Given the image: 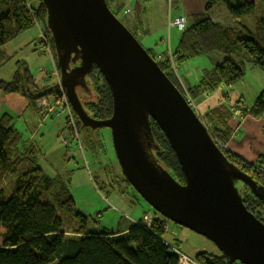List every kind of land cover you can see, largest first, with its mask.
<instances>
[{
    "label": "trees",
    "instance_id": "16d2710c",
    "mask_svg": "<svg viewBox=\"0 0 264 264\" xmlns=\"http://www.w3.org/2000/svg\"><path fill=\"white\" fill-rule=\"evenodd\" d=\"M38 1V5H33L28 0H0V66L9 59L2 48L37 24L41 26L56 62L54 44L46 25V8L41 0ZM255 1L264 6V0ZM105 2L110 9L109 1ZM245 3L246 0H206L201 13L186 19L187 24L173 52L169 49L157 53L146 50L185 100L174 68L189 59L219 55L215 57L216 64L211 69L202 71L196 85L186 86L185 90L192 100L212 93L221 85L232 88L243 78L247 62L264 71V19L258 17L253 29L241 24V21L249 18V15H241ZM218 5L226 7L229 16L237 22L236 26H224L209 18L208 12ZM250 5L253 6L252 3ZM111 10L113 14L118 12L116 9ZM249 46L252 54L249 53ZM85 80L89 82L96 99L87 102L86 109L83 106L84 110L96 120L108 119L112 114L111 93L96 66H93ZM33 84L28 69L23 63L17 62L12 80L0 79V93L20 94L32 109L37 110L38 100L53 90H35ZM243 113L254 119L262 117L264 87L252 107L240 111V115ZM74 117L78 133L81 128L89 133L93 131L81 127L75 114ZM13 120L8 114L0 117V180L8 177L13 182L9 195L0 187V228L3 230L0 236V264H179L176 255L170 251L171 245L162 239V227L167 225L160 215L153 214L149 226L141 219L130 224L125 231L87 232L86 219L76 211L69 184L62 176H46L37 167L36 150L26 148L22 134L14 128ZM148 130L153 142V149L148 151L151 159L183 184L184 177L176 156L164 134L151 119ZM211 130L226 161L249 176L257 186H261L260 169L264 166V154L249 162L241 155L223 148L230 140L225 131L218 127H212ZM123 181L130 186L124 178ZM237 185L235 187L246 209L264 224V203L253 197L242 184H239L240 190ZM57 211L66 212L77 219V226H71L72 232L62 230L63 222ZM194 260L197 264H228L222 254L216 257L199 253Z\"/></svg>",
    "mask_w": 264,
    "mask_h": 264
},
{
    "label": "water",
    "instance_id": "95a60500",
    "mask_svg": "<svg viewBox=\"0 0 264 264\" xmlns=\"http://www.w3.org/2000/svg\"><path fill=\"white\" fill-rule=\"evenodd\" d=\"M41 1L60 76L51 90L64 92L81 127L110 130L133 190L165 220L211 241L228 264H264V224L246 209L235 184L263 203L264 189L226 161L198 115L105 0ZM93 66L111 93L112 114L105 120L91 118L76 94ZM150 119L174 152L183 184L151 159Z\"/></svg>",
    "mask_w": 264,
    "mask_h": 264
},
{
    "label": "rangeland",
    "instance_id": "374dc122",
    "mask_svg": "<svg viewBox=\"0 0 264 264\" xmlns=\"http://www.w3.org/2000/svg\"><path fill=\"white\" fill-rule=\"evenodd\" d=\"M108 1L111 9L116 3L119 4L120 7L116 8L114 6L118 11L114 15L134 36L142 48L145 50L151 49L153 53L165 49L174 51L181 31L177 28L168 27V20L174 21V14L177 11L174 7L169 8L165 0ZM246 1H250L253 6L245 3V7L241 9V15L244 17L249 15V18L240 23L253 29L259 18L264 19V6L258 4L255 0ZM28 2L38 5L39 1L28 0ZM125 8L129 9L128 13H124ZM202 11L197 12V14ZM208 16L213 22H219L224 26L233 27L237 23L229 16L224 5L213 7L208 12ZM139 25L141 26L139 27ZM38 27L41 29V26L37 24V26L20 34L2 48L9 59L0 66L1 80L11 81L16 71V63L21 62L32 75L35 90L44 89L47 91L54 88L58 83L54 63L46 53H43L39 46L40 33ZM161 38L165 41L162 44ZM249 47V53L252 54V49ZM217 56L219 55L198 56L175 66L177 82L185 98L188 99L187 101H190L188 105L201 119L217 146L218 144L211 134V129L214 126L209 125L206 113H219L222 117L228 119L227 122L230 128L239 130L235 139L240 144L238 148H242L243 142L247 144L244 146L248 147L249 141L246 140L245 136L264 138V113L262 117L257 119L244 113L240 115V111L252 107L264 87V71L261 68L246 61L243 78L232 88L221 85L212 93L194 100L190 99L185 90L186 84L187 86H193L198 82L202 70L212 68L216 64L214 62H216L215 59L217 58L215 57ZM76 94L84 108L86 104L90 103L89 101L93 102L96 99L94 91L91 90L89 82L86 83V80L84 88H76ZM51 96L54 95L50 93L45 97L51 100ZM41 112L39 111L40 115ZM4 113L14 118V128L22 134L26 148L36 150L37 167L46 176H62L69 184V191L76 211L86 219L87 232H117L132 223H136L141 219L144 220L145 216H153V209L131 186L123 181L124 177L113 150L109 129L101 128L89 133L86 129L81 128L77 135L80 140V145H78L69 130L64 127L65 114L59 112V110L47 117H40L37 110H26L19 117L18 114L7 110L0 100V116ZM233 114L234 117L232 118L231 115ZM238 123L240 124L237 125ZM230 140H233L232 137H230ZM89 143L94 148H91ZM228 144L223 148L229 150L230 143ZM235 146L231 142V147L235 148ZM150 149H153V146ZM219 149L221 150L220 147ZM258 151L253 150L254 155L250 158L252 162L257 159ZM243 156L247 159L246 155ZM12 184L11 178L5 177L0 180V187L4 188L7 195L12 190ZM239 184L241 183H238L237 188L240 190L241 186ZM57 213L63 222L62 230L72 232L71 226H77V219L66 214V212L57 211ZM166 225V231L162 227L164 232L163 241L167 245L180 249L190 259L194 260L195 255L199 253L211 254L216 257L221 256L215 245L206 238L168 220H166ZM1 234H3V230L0 228V236ZM1 242L0 238V244Z\"/></svg>",
    "mask_w": 264,
    "mask_h": 264
},
{
    "label": "crops",
    "instance_id": "0c3cea01",
    "mask_svg": "<svg viewBox=\"0 0 264 264\" xmlns=\"http://www.w3.org/2000/svg\"><path fill=\"white\" fill-rule=\"evenodd\" d=\"M144 1H149V0H144ZM205 2H206V0H171V1L165 0V3H168V5L171 4V7H174V9L177 11L174 14V18H173L174 20L179 19V18H183L186 20L191 15L197 14V12L203 10ZM246 4H250V1L249 2L246 1ZM170 18H171V16H170ZM164 42L165 41L162 40V38H161V44ZM205 69L208 70L211 68H205ZM202 71H201V73H202ZM186 86H187V84H186ZM204 95H202V96H204ZM0 100L2 102V105L7 110H9L11 113L18 114L19 117L21 115H23L26 112V110H30V111L32 110V108L28 104V101L24 97H22L20 94H17V93H14V94H2V93H0ZM240 101H239V103H240ZM4 114H7V113H4ZM211 114L206 113L207 120L209 121L208 122L209 125L211 124V126L220 128L221 130L225 131L229 137H232L233 140H229L230 147H228V148L230 151H232L236 154L241 153L239 155H241L242 157H244L243 155H246L247 160L249 162H252L250 158L254 155L253 150H259L257 157L261 154H264V138H252V137L245 136L246 140L249 141V143H248L249 146L248 147L244 146L246 143L243 142L242 148L241 147L238 148V146H240V144H238V141L235 139L237 138V134L239 133V130L236 128L231 129L228 122H227L228 119L222 117L219 113H212L211 112ZM231 116L233 118L234 114ZM244 119H246V118H244ZM239 124L240 123H238L237 125H239ZM231 142L236 145L235 148L231 147ZM260 151H261V153H260ZM129 226L125 227L123 230L125 231L127 228H129Z\"/></svg>",
    "mask_w": 264,
    "mask_h": 264
},
{
    "label": "built area",
    "instance_id": "2783aa9c",
    "mask_svg": "<svg viewBox=\"0 0 264 264\" xmlns=\"http://www.w3.org/2000/svg\"><path fill=\"white\" fill-rule=\"evenodd\" d=\"M169 1H171V0H169ZM168 27H177L178 30L183 31L185 28V21L183 19H175L174 21L169 19L168 20ZM38 29H39V33H40L39 39L41 40L42 47L44 48V52L49 56L51 61L54 63L52 52H51L49 44L45 38V35L43 34V32L41 31V29L39 27H38ZM55 73H57V71ZM57 82H58L57 84L60 83V76L58 73H57ZM58 97H59V100H58ZM187 100L188 99L186 98V102L188 104H190V101H187ZM36 109H37V113H39V111H42L41 115L39 113L40 117H47L48 115L52 114L53 112H56V110H59V112H63L65 114V120H64L65 126L64 127L69 130V132L73 136V139L77 141L78 145H80V140H79V137L77 136L78 130H77V125H76L74 113L72 112V109L70 108V106L68 104L67 97L65 94H61V93L54 94V96H51V100L48 99L47 97L40 98L38 100V102L36 103ZM217 144L219 146V143H217ZM226 150H228V149H226ZM260 173L262 176L261 187L264 189V166L260 169ZM148 218L149 217L146 216V217H144V220H143V223L146 226L150 225V221L147 220ZM164 229L166 231L167 227L164 226ZM170 251L178 257V263L179 264H196V262L192 258L190 259V257H188L184 253H182L180 251V249H177V248H174L173 246H171Z\"/></svg>",
    "mask_w": 264,
    "mask_h": 264
},
{
    "label": "bare ground",
    "instance_id": "6f19581e",
    "mask_svg": "<svg viewBox=\"0 0 264 264\" xmlns=\"http://www.w3.org/2000/svg\"><path fill=\"white\" fill-rule=\"evenodd\" d=\"M118 7H120L119 5H118ZM171 7V4H169V8ZM117 8V7H116ZM111 9V8H110ZM109 9V10H110ZM115 8L113 7V10H114ZM111 11V10H110ZM129 12V9H127V8H125V10H124V13H128ZM179 19H183V18H179ZM184 21H185V26H186V20L185 19H183ZM169 28H177V27H169ZM178 29V28H177ZM180 31V30H179ZM39 46H40V48L42 49V51H43V53H45L44 52V48L42 47V43H41V40L39 39ZM52 56H53V54H52ZM53 59H54V57H53ZM54 64H55V66H56V71H57V73L59 74V72H58V68H57V65H56V62H54ZM60 93L61 94H64V92L60 89ZM52 94L54 95V94H56V93H54V92H52ZM57 94H59V93H57ZM67 101H68V99H67ZM70 108H71V106H70ZM73 112V111H72ZM154 211V210H153ZM155 214H157L158 215V213L157 212H155L154 211V216H155ZM154 216H147V217H149L147 220H149L150 221V223L152 222V219L154 218ZM146 217V216H145ZM137 223V222H136ZM175 248V247H174ZM177 257V256H176ZM177 259H178V257H177Z\"/></svg>",
    "mask_w": 264,
    "mask_h": 264
}]
</instances>
